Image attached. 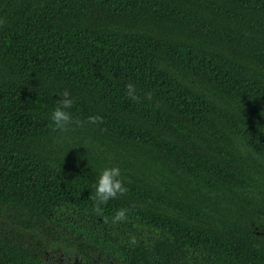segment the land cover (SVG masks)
<instances>
[{
  "label": "trees",
  "instance_id": "trees-1",
  "mask_svg": "<svg viewBox=\"0 0 264 264\" xmlns=\"http://www.w3.org/2000/svg\"><path fill=\"white\" fill-rule=\"evenodd\" d=\"M75 261L264 264V0H0V264Z\"/></svg>",
  "mask_w": 264,
  "mask_h": 264
},
{
  "label": "clouds",
  "instance_id": "clouds-1",
  "mask_svg": "<svg viewBox=\"0 0 264 264\" xmlns=\"http://www.w3.org/2000/svg\"><path fill=\"white\" fill-rule=\"evenodd\" d=\"M56 106L51 112V126L54 130H66L72 123H79L74 121L71 112L73 99L67 91H64L59 99L55 100ZM88 123L95 125L100 118L98 116H89ZM121 169L116 166L105 167L99 173L95 180V204L99 209L100 206L107 203L109 200L115 199L118 195H122L126 188L121 180ZM126 209H117L112 217V221H122L126 217ZM132 243L135 241L132 240Z\"/></svg>",
  "mask_w": 264,
  "mask_h": 264
},
{
  "label": "rangeland",
  "instance_id": "rangeland-1",
  "mask_svg": "<svg viewBox=\"0 0 264 264\" xmlns=\"http://www.w3.org/2000/svg\"><path fill=\"white\" fill-rule=\"evenodd\" d=\"M76 219H77V217H76ZM128 223L129 222L126 223V227H124V229L121 228L119 234L125 236V239H127V241H130L129 239L133 238L134 234L132 233V230L130 232H129V230H127V228H129ZM132 227H133V229H136V230L139 229L138 225H135V224ZM56 263L59 264L58 262H56ZM73 264H87V263L83 262V261H75ZM93 264H105V263L101 262V263H93Z\"/></svg>",
  "mask_w": 264,
  "mask_h": 264
}]
</instances>
